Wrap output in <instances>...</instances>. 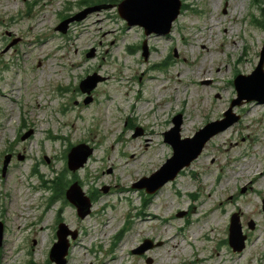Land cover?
<instances>
[{
    "label": "rangeland",
    "instance_id": "374dc122",
    "mask_svg": "<svg viewBox=\"0 0 264 264\" xmlns=\"http://www.w3.org/2000/svg\"><path fill=\"white\" fill-rule=\"evenodd\" d=\"M119 2L0 0V264H54L48 251L60 222L74 233L66 236L65 264H112L119 257L121 264H264V176L255 177L264 173V102L232 103V80L250 75L259 60L264 0H180L170 32L147 36L118 15ZM92 6L63 33L56 30ZM211 16L226 19L227 31L222 25L208 31ZM251 45L241 72L236 60L248 57ZM86 77L87 85L95 83L89 93L78 87ZM244 91L257 90L247 82ZM144 93L154 108L147 126ZM250 103L258 105L252 114ZM228 110L235 122L173 180L153 194L132 187L171 156L163 133L173 116L181 114L179 136L187 138ZM81 143L91 153L70 171L66 154ZM74 180L89 198L84 218L62 193ZM146 212L159 220L140 222ZM233 213L245 236L239 253L227 239ZM143 240L152 247L132 253ZM191 240L202 247L197 251Z\"/></svg>",
    "mask_w": 264,
    "mask_h": 264
},
{
    "label": "water",
    "instance_id": "95a60500",
    "mask_svg": "<svg viewBox=\"0 0 264 264\" xmlns=\"http://www.w3.org/2000/svg\"><path fill=\"white\" fill-rule=\"evenodd\" d=\"M97 7H91L83 10L81 13L75 14L63 20L56 30L64 32L69 25L74 21H80L88 13L94 11ZM118 15L126 21L128 26L138 25L143 28L144 34L166 35L170 32L172 22L177 18L180 12L179 0H122L117 5ZM147 48L145 43L142 45V56L147 57ZM264 59V42L261 47L260 57L257 66L250 75H237L233 84L235 87L237 99L232 103H239L240 100L246 101L255 100L259 103L264 102V71L262 69V61ZM90 77H86L80 82L79 88L81 91L89 93L95 83L87 85L86 81ZM249 82L252 88L257 91L253 93H244V89ZM251 89V88H249ZM87 100L84 102L86 103ZM224 119L207 123L201 129L196 131L191 138L181 139L179 129L181 125V115H175L172 119V127L164 133V141L170 145L172 155L168 158L161 167L149 177H142L133 184L135 188H143L147 193L152 194L157 191L166 182L171 181L178 172L190 164L202 151L205 143L215 134L225 130L236 118H230L229 110L223 114ZM84 149H87L84 152ZM81 154L76 162L74 161L75 154ZM91 153L85 145L80 144L73 147L67 154V168L71 171L81 167L88 155ZM9 156H5L3 160L2 172L4 173ZM66 200L76 208V213L80 218H84L90 209V203L86 196L83 195L76 182L72 183L65 192ZM251 226V223H250ZM67 235L74 237V233L69 231L64 223H59L56 230V242L52 245L48 258L55 264H65V256L68 251ZM3 225L0 222V246L2 245ZM245 236L241 234L238 216L233 213L229 219L228 227V244L233 252H241L244 248ZM152 247L149 240H143L132 253H142L144 250Z\"/></svg>",
    "mask_w": 264,
    "mask_h": 264
},
{
    "label": "bare ground",
    "instance_id": "6f19581e",
    "mask_svg": "<svg viewBox=\"0 0 264 264\" xmlns=\"http://www.w3.org/2000/svg\"><path fill=\"white\" fill-rule=\"evenodd\" d=\"M226 4L228 5V2L226 1ZM241 4V3H240ZM241 6H242V4H241ZM241 6H240V10H241ZM239 7V3L237 4V5H235V8H238ZM226 19H222V18H218L217 20H216V18H214V17H212L211 16V18H210V21H209V24H210V26L208 27V31H210L211 32V29H212V27L213 26H215V27H217V26H219V25H222V27H223V29L225 30V31H227L226 30V27L227 26H223L224 24L222 23L223 21H225ZM208 24V25H209ZM232 26V25H231ZM228 32H229V34H231V33H233V30H232V28L229 26L228 27ZM213 30V29H212ZM238 31V30H237ZM236 31V32H237ZM239 32V31H238ZM202 40V39H201ZM198 41H200V40H198ZM230 41H232V43H233V45H234V47H236V45H237V43H236V41L235 40H230ZM200 42H202V41H200ZM199 43V42H198ZM227 45H228V43H227ZM238 46V45H237ZM228 47H230V46H228ZM227 47V48H228ZM254 48H255V46L254 45H251V46H249V48L247 49V54H248V57H245V56H239L238 58H237V60H236V62H237V65H238V67L241 69L242 68V70H241V72L243 71V70H245L246 69V65L248 66V64L250 63V61H251V53H249L250 52V50L252 49V50H254ZM208 49V48H207ZM251 50V51H252ZM250 54V55H249ZM202 62V61H201ZM235 62V61H234ZM203 65V64H202ZM235 66V65H234ZM201 69V68H200ZM198 73H199V69H198ZM197 73V74H198ZM202 75H204L205 77H208V76H211L210 75V72L209 71H206L204 74H202ZM47 76H49V75H47ZM177 77H179V80L181 79V76L179 75V74H177ZM150 79H151V77H150ZM214 78H212V80H213ZM216 80V79H215ZM54 83H56V81L54 80L53 81ZM40 83V82H39ZM129 90V89H128ZM127 90V91H128ZM128 93V92H127ZM9 94V93H8ZM126 94V93H125ZM1 95L2 96H4L5 95V93L3 92V93H1ZM128 96V95H127ZM135 96H137V94L135 95ZM152 96V95H151ZM176 96V95H175ZM118 97V96H117ZM161 96H159V98H160ZM111 98V97H110ZM109 97H107L106 98V100L107 101H111V99H110ZM142 101L144 102V105L143 106H146V105H151L152 103H151V97H150V95L148 94V93H144L143 95H142ZM119 100V99H118ZM112 103H113V101H111ZM119 106H121V107H123V105H122V103H123V100H120V103L118 102V101H115ZM168 102V101H167ZM115 103V104H116ZM156 104H159V102L158 103H156ZM156 104H154V105H156ZM134 105H135V103L134 102H131V103H129V107H131V108H133L134 109ZM165 106H167V104L165 105ZM257 104H255V103H250V105H248L246 108H247V113H254L255 112V110L256 109H258L257 108ZM125 107V106H124ZM138 108L136 109V113H138V114H135V116L137 117V119H140L139 118V111H141V107H139V106H137ZM142 109H143V107H142ZM153 110H154V108L152 107V105H151V108H149L148 110H146V112H145V114H144V117H147V119H145L144 121H143V125H148V124H150L151 122H152V120H153ZM210 113H211V111L208 113L209 115H210ZM43 114V113H42ZM142 114V113H141ZM250 114V115H251ZM131 115V114H130ZM130 115H128V116H130ZM150 126V125H149ZM150 130H151V128H150ZM41 132V131H40ZM134 160H136V159H134ZM248 174V173H247ZM264 173L263 172H260V173H258L257 175H255V177H263L264 175H263ZM254 177V178H255ZM253 180H250V182L249 183H251ZM247 187V186H246ZM145 212V211H144ZM140 216V215H139ZM140 218H142L141 220H140V222H142V223H149L150 221H152V220H159V217H158V215L157 214H155V213H152V214H149V213H144V214H142L141 215V217ZM206 227H207V225H206ZM202 229L200 228V231H201ZM198 237V235L197 234H192V239L194 240V239H196ZM173 238V237H172ZM193 240H191V242H193L192 244L196 247V249H197V251H198V248H200V247H202L199 243H195ZM165 241V240H164ZM195 243V244H194ZM174 245V244H173ZM77 249H79V248H77ZM76 251V250H75ZM78 251V250H77ZM76 251V252H77ZM195 252H196V250H195ZM75 255V254H74ZM217 255V254H216ZM113 255H110V258L108 259L109 261L110 260H113L114 258H115V256H113ZM108 261V262H109ZM113 261H115V262H113L112 264H121V257H119L118 259L117 258H115V260H113ZM106 262V261H105ZM123 262V261H122ZM191 262V264H196L197 263V259H193L192 261H190ZM108 264H111V263H108Z\"/></svg>",
    "mask_w": 264,
    "mask_h": 264
},
{
    "label": "trees",
    "instance_id": "16d2710c",
    "mask_svg": "<svg viewBox=\"0 0 264 264\" xmlns=\"http://www.w3.org/2000/svg\"><path fill=\"white\" fill-rule=\"evenodd\" d=\"M56 186H57V183L54 184V189H57ZM61 188L64 190L63 186H61ZM62 193H64V191Z\"/></svg>",
    "mask_w": 264,
    "mask_h": 264
}]
</instances>
